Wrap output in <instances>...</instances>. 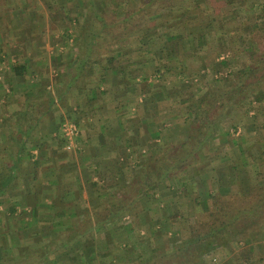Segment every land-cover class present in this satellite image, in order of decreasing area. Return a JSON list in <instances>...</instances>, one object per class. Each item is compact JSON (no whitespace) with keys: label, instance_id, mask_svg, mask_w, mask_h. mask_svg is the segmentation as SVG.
<instances>
[{"label":"trees","instance_id":"1","mask_svg":"<svg viewBox=\"0 0 264 264\" xmlns=\"http://www.w3.org/2000/svg\"><path fill=\"white\" fill-rule=\"evenodd\" d=\"M72 1L75 2L76 7L84 8L85 11L76 20L78 36L75 42L80 51L79 56L72 58L68 66L67 75L70 76L71 81L66 82L65 85L69 88L77 80L80 81L86 72H95L98 65L102 70L103 68L111 69L122 77L134 80L123 68L124 62L130 60V54L134 52L141 53L142 55H139L143 58L153 57L156 73L164 69L165 73L180 75L182 70L181 73H176L174 70L182 68L183 65H169L170 59L175 57L171 55L168 45L174 41H179L183 45L184 60L188 55H197L204 59V69L199 70L195 76L196 80H194L195 77L189 78L186 74L181 77L182 81L186 78L190 80L196 88L189 89L187 97L177 100L181 109L186 111L183 121H175L176 128H180L179 133L182 134V138L177 143L171 141V137L165 134L166 131L161 126L153 130L149 139H153L154 146H151L149 151L145 147L141 151V155L145 157L135 161L134 166L137 169H135V178L129 182V190L124 195H117V191L125 188L122 182L126 180L124 170L128 163L126 159H122V153H120L118 156V188H116V179L105 180V183L100 186L99 206L93 210L96 217L95 227L101 230L107 223L122 218L143 197L147 198L146 202H152L151 197L164 186L178 195L191 197L190 192L187 193V191H190L191 184H194V187L199 190L198 194L193 197V202L202 205L210 216H216L215 213L226 208V203H221L218 195L230 192V182L221 176L222 172L219 169H217L218 174H215L213 170L210 178L208 172H200L199 165L202 162L206 164L208 153L216 149L213 145L214 140H219L223 145L227 142L229 135L238 131L243 115L248 116L252 113L254 118L259 120L260 109L256 106L254 97L264 87V66H262L264 62V0L217 1L232 8L233 14L229 18L226 16L220 18L219 4L216 5L211 0H206L207 4L210 3L214 7V13L212 16L206 15L203 18L205 20L199 30L195 29L196 26H191L194 23V17L188 16V10L191 5L199 6L200 0H148L143 1L144 3L137 8L131 5V0ZM260 3L261 9L258 12ZM60 6L66 8L65 4ZM176 6H178L177 9ZM162 8L168 9L172 17L165 18ZM241 8H245L246 17H241L242 19L238 21L240 16L238 10ZM152 9L154 10L151 11ZM174 21L179 23L174 24ZM229 21L236 26L235 29L229 28ZM117 28L118 33H116ZM120 29L124 32L120 33ZM152 30H158V32L156 31L155 36H148L147 34ZM231 35H238L239 41L228 47L227 41ZM135 36L140 37L137 42L131 40V37ZM156 46L160 48L157 49ZM83 50L84 56H82ZM138 59L134 62L141 63ZM21 69L22 67L15 66L17 74ZM72 71H75L76 75H73ZM103 82L104 77H100L97 87ZM92 92L96 95L95 88ZM166 98L172 101L173 95L170 94ZM234 112H240L241 115H233ZM230 115L232 116L231 130L227 129L225 124L226 118ZM69 118L68 120L74 121L80 130V121ZM64 120L59 122L55 131L60 146L66 144V138L61 131ZM146 120L145 117L142 118L144 123ZM162 125L165 126V123ZM28 134L29 130L25 135ZM130 144L131 142H128V145ZM29 150L31 149L23 142L18 147L16 157L8 152L10 158L15 157L11 164L6 163L5 159L0 157V198L5 193L15 190L17 171L23 162V157L26 156L28 159L33 157ZM243 161L247 163V157H243ZM154 162H156V168L151 169ZM39 164L38 160L33 161L36 170ZM182 174L186 176V180L181 179ZM210 180L216 183L213 191L209 188L208 181ZM98 184L99 182L94 183L95 186ZM70 187L69 182H63L64 192L70 190ZM1 202L3 199H0ZM18 204L22 202L16 201L13 204V213L17 210ZM65 204L61 206L39 200L37 207L35 206L31 213V219L26 221V226L38 223L39 220L50 222L46 227L56 236L55 241L49 245L50 249L45 245L42 249L32 248L22 256H17L14 250L20 246V237L13 235L9 241L4 239L0 231V264H74L71 263L72 260H75V264H94V248L87 244L82 246L87 231L93 227L76 230L77 232L72 237L71 235L65 237V233L70 234L73 230L69 225L73 222L77 223L78 215L68 203ZM211 206L218 207V211H211ZM183 213L184 211L179 209L171 216L162 215V217L174 222L179 216H184ZM157 222L162 223V218ZM214 222L205 220L197 222L195 219L190 223V236L179 247V251L196 252L195 254L199 257H204L213 251L219 246L217 236L225 232L228 226L227 221L218 225ZM65 225L67 226L64 227ZM105 234L107 238L110 237V232ZM236 239L239 240L240 237ZM250 242L249 240L248 244ZM226 243L227 240L223 244ZM70 247L75 251V259L67 251ZM161 254L164 258L168 255L166 252ZM65 256L67 260L64 259ZM237 260V264H264V249L260 255L255 256L251 248H244L238 252Z\"/></svg>","mask_w":264,"mask_h":264},{"label":"rangeland","instance_id":"2","mask_svg":"<svg viewBox=\"0 0 264 264\" xmlns=\"http://www.w3.org/2000/svg\"><path fill=\"white\" fill-rule=\"evenodd\" d=\"M64 1L69 2L68 5L62 2L60 3L59 1H54L57 9H61L62 6L60 5L65 4L66 8L62 9L65 10V12L63 11L64 13L67 12V17H65L64 21L58 26L61 31L60 33L65 31L66 34H59L55 44L61 41L62 44L68 46L70 42H72L76 50L78 49L73 56V58H75L79 56L77 53L80 51L75 42L76 36H78L76 32L78 27L76 20L78 17L82 16L85 10H83L84 8L81 9V7H76L74 5L75 2L72 0ZM143 1L148 0H131V5L137 8L144 3ZM211 1L216 5L219 4L218 6H220L219 9L221 8V10L218 15L220 18H224V16L229 18L233 14L232 8L226 6L225 3L217 2L219 0ZM199 3V6L191 5L188 10V16L192 15V17H194V23L191 24V26H196L195 29L198 30L201 29L203 25V21L205 20L203 18L206 17V15L212 16L214 13V7L210 3L207 4L206 0H200ZM67 6H69V10ZM260 7L261 3L260 6H258V12L261 9ZM177 8L178 6H176V9ZM153 10L154 9L151 11ZM162 10L165 13V18L169 19L172 17L169 15L168 9L162 8ZM238 12L240 15L239 19H237L238 21L242 19L241 17H246L245 8L239 9ZM138 16H136L137 20ZM177 21H174V24ZM228 24L231 30L236 28L234 24L232 25V21H229ZM156 31L158 32V30H152L147 35L155 36L157 33ZM189 31H191V29H189ZM119 32L123 33L124 30L120 29ZM116 33H118V28ZM238 37V35H231V37H228V47L231 44H236L237 41H239ZM139 38V36H135L131 37V40L137 42ZM67 41L68 45L66 43ZM168 46L171 55L175 57L174 59H170L169 65H183L182 68H176L174 70L176 73H181V70L183 72L180 75H175L170 72L165 73L164 69H162L160 73H156L155 62L149 69L145 67L137 70V72L142 75L155 74L156 77H154L155 81L153 84L146 83L145 79H143L144 77L140 81L137 80L134 82L135 86L132 87L133 92L132 90L129 91L135 96L137 95V98L139 96L143 98L144 102H141H143L142 106L145 112L143 111L144 114L142 118L145 117L147 120L145 123L142 121V133H134L132 127V131L129 129L125 131L126 137L120 140L123 142L121 145H124L126 141L129 140L130 142L133 141L132 143L134 145L132 146L133 148L130 147L131 149L124 148L123 150H120L118 146V156L122 153V158L126 159L125 161H127L128 164L124 170V173H126V180L122 182L125 188L120 191L118 190L117 195H124L126 191L129 190V182L134 180L135 171L137 170L134 166L135 161L145 157L141 155L143 148L145 147L147 151H149L150 147L154 146L153 139H149L150 133L153 130L161 126V128L166 131L165 134L171 137V141L177 143L182 138V134L179 133L180 128H176L175 121H183L186 111L181 109L182 107L178 105L177 100L187 97V91L189 89L196 88L190 80L186 78L185 81H182L181 77L183 74H186L189 78H193L198 74L199 70L203 71L204 59L199 58L197 55H188L185 58L186 60H184L182 56V44L179 41L171 42ZM156 47L157 49L160 48L159 46ZM54 54L56 55L53 58L56 61L54 62L62 64L63 61H61L60 56H57V53ZM139 54L138 52H134L130 54V56L136 57L137 60L138 57H141ZM82 56H84V50L82 51ZM48 58L49 56L47 59ZM145 60L146 62H148V60L153 61L151 57L149 59L145 57L138 59L141 63ZM134 63L133 65H135ZM262 66H264V62ZM132 68H134V66ZM90 73L94 72H86L81 80L88 79L87 75ZM194 80H196V77ZM76 82L79 83V80ZM76 82L72 90L76 88ZM53 88H55V84ZM170 94L173 95L172 101L166 98V96ZM136 97L134 98V102H136ZM254 100L256 106L260 109L259 120H256L252 113L248 116L243 115L238 131L231 134L232 136L229 135L227 142L223 145L220 144L219 140H214L213 145L216 149L208 153L206 164L202 162L199 165L200 172H208L210 178L213 173L212 171L214 170L215 174H218L217 169H219V171L222 172L221 176L225 177L230 182V192L224 194L220 193L218 195L220 202L226 203V208L217 212L218 207L211 206V211L217 212L215 213L216 216H210L202 205L193 202V197L198 194L199 190L194 187V184H191V190L187 191V193L190 192L191 197L178 195L167 186H164L151 197L152 202H146L147 198L143 197L137 205H134L129 213L124 214L122 218L114 222L107 223L101 230L94 226V224L96 225V217L94 214L89 211L86 212L81 210L77 212V223L73 222L69 225L73 230L70 229L71 233H65L64 236L71 235L72 237L77 231L88 229L90 225H92L93 228L87 231L82 246L87 244L94 248V264H237L238 252L244 248H251L255 256L260 255L264 249V87L260 93L255 95ZM127 108H123V112L119 111L118 115L124 116L123 121L125 123L128 122L126 125L134 126L136 121H134L133 116L136 113L129 115L130 113H128L129 110ZM234 114L241 115L240 112H234L233 115ZM231 117V115L228 116V118H226L227 122L225 123L226 128L229 130H231ZM162 123H165V126L162 125ZM173 126L174 128H172ZM120 132L121 131H118V134H120ZM76 144H78V141ZM243 157H247V163L243 161ZM155 163L156 162L152 163L151 169L156 168ZM114 175H116V188H118V167ZM120 177L121 176H119V178ZM181 179L186 180V176L182 174ZM103 183H100L97 187L100 189ZM208 183L210 185L209 188H212L211 191H213V189L216 188V183L212 180H210V182L208 181ZM0 199H3V202L0 203V231L4 239L6 238L10 241L13 235L20 237L21 243L20 246L14 250L15 254L17 256H22L26 251L32 248L42 249L45 245L50 249V243L54 242L56 239L52 230L46 227L50 222L39 220L38 223L36 222L26 226V221L31 219V213L37 205L35 198L30 197V199L26 198L20 200L22 204L17 205V210L14 213L12 211L13 204L18 201V199L12 201L7 195L1 196ZM179 209L184 211V216H179L174 222L165 219L164 216H171L172 213H176ZM162 215L164 216L162 217ZM65 218L66 217H64V219ZM160 218H162V223L157 222ZM195 219H197V222L205 220L213 223V221H215L214 223L216 225L223 221L228 222L226 231L217 236V243L219 246L207 255H204V257H199L195 254L196 252L194 253L189 250L185 252L179 251V247L182 246V243L189 238L191 233L189 224L194 222ZM66 226L67 225L64 227ZM246 230L247 232L245 233ZM107 232H110L109 238L106 237L105 233ZM237 237H240V239L237 240ZM225 240H227V243L223 244ZM249 240L251 241L250 244H248ZM67 251H69L71 256L75 259L74 249L70 247ZM162 252H166L168 255L165 258L161 257ZM137 255H141L140 258L136 257ZM64 259L67 260V257L65 256ZM152 260L154 262H152ZM71 263L75 264V260H72Z\"/></svg>","mask_w":264,"mask_h":264},{"label":"crops","instance_id":"3","mask_svg":"<svg viewBox=\"0 0 264 264\" xmlns=\"http://www.w3.org/2000/svg\"><path fill=\"white\" fill-rule=\"evenodd\" d=\"M54 1L69 3L0 0V157L6 163H13L23 142L33 155L31 159L23 157L15 190L5 195L12 201L34 197L36 201L61 206L68 203L74 211L93 213L100 195L94 183L116 179L118 146L123 150L134 145L133 141L128 145L130 141L126 140L121 145L125 131H132L133 127L134 133H142L144 100L132 94V87L143 77L146 83H154L155 74L142 75L137 70L149 69L155 61L153 57V61L135 65L136 57L125 61L123 68L134 80L111 69L102 70L98 65L94 73L86 74L88 79L76 82L75 89L72 90L75 83L68 89L65 85L71 81L68 66L78 49L72 42L68 45V41V46L61 41L55 44L59 34H66L60 33L58 26L67 12L57 9ZM54 53L60 56L62 64L55 63ZM15 66L22 67L19 74ZM100 77H104V82L97 87ZM93 88L96 95L92 94ZM123 108L129 110V115L136 113L134 126L126 125L124 116L118 115ZM69 117L80 121V136L76 147L67 150L59 145L55 131L59 122ZM27 130L29 134L25 135ZM8 152L15 157L10 158ZM35 160L40 162L37 170L33 165ZM65 181L71 185L67 192L63 189Z\"/></svg>","mask_w":264,"mask_h":264},{"label":"built area","instance_id":"4","mask_svg":"<svg viewBox=\"0 0 264 264\" xmlns=\"http://www.w3.org/2000/svg\"><path fill=\"white\" fill-rule=\"evenodd\" d=\"M61 131L66 138L65 148L67 150L75 148L80 135L79 126L74 121L65 120L61 126Z\"/></svg>","mask_w":264,"mask_h":264}]
</instances>
